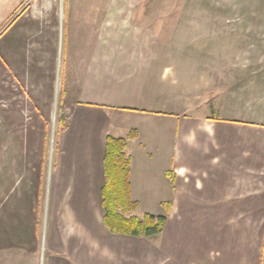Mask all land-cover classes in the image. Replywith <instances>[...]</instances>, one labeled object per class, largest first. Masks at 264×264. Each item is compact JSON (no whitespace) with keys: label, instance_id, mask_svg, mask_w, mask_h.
Returning a JSON list of instances; mask_svg holds the SVG:
<instances>
[{"label":"crops","instance_id":"obj_1","mask_svg":"<svg viewBox=\"0 0 264 264\" xmlns=\"http://www.w3.org/2000/svg\"><path fill=\"white\" fill-rule=\"evenodd\" d=\"M98 5L78 18L87 3L0 0V264H112L106 244L166 249L170 264H264V0H220L232 16L168 29L133 15L144 3ZM60 83L70 117L50 174ZM109 134L127 138L136 210L170 202L158 248L104 223Z\"/></svg>","mask_w":264,"mask_h":264},{"label":"rangeland","instance_id":"obj_2","mask_svg":"<svg viewBox=\"0 0 264 264\" xmlns=\"http://www.w3.org/2000/svg\"><path fill=\"white\" fill-rule=\"evenodd\" d=\"M65 1H75L79 2V4H84L87 3V10L84 8L78 10L79 16L78 18H83V17H92V14H95L94 8L99 6L98 2H105V1H110V0H65ZM130 1V0H129ZM135 2H141L144 3L143 8L140 6V8H135L133 9V15L138 16V17H160L162 20L165 21H170V24H166V29L172 28L173 26L171 25L172 22L175 20H178L179 18H203V17H220V16H232L233 14H230L232 10H220V0H131ZM177 4V7L175 8H170L171 5ZM97 4V5H96ZM84 6V5H83ZM82 6V7H83ZM95 6V7H94ZM98 9V8H97ZM96 11V10H95ZM99 11V10H98ZM108 9L104 10V15L107 13ZM114 12L117 10H113ZM97 12V11H96ZM100 12V11H99ZM135 12V14H134ZM244 14H239L237 13L236 16H243ZM245 16V15H244ZM166 33V32H165ZM164 33V34H165ZM166 35H163V37ZM69 42V41H68ZM68 42H65V49L64 52L62 53V49L59 52V58H60V63L62 61L63 67H62V72L63 69L65 68V65H68V56L65 53L67 52V45ZM82 42V41H81ZM80 42V43H81ZM221 46L224 47V49H230L232 47L233 42L229 41L228 39H224L220 41ZM74 44H79V41L76 39L74 41ZM223 59L227 61L226 56L223 57ZM63 76V75H62ZM62 82V79H61ZM66 82V80H65ZM64 97V92L63 88H61V83L59 87H56L55 94H54V104H53V116L52 118L47 122L48 123V158H47V168L48 172L51 174L53 173V165H55V160H56V155L58 152V135L62 129V126H65L64 123H62L61 118H67L70 117V110L66 107L67 106H62V98ZM60 107H64V110L62 112L59 111ZM213 109H215V106H213ZM161 161V158L160 160ZM149 197V196H148ZM157 201L154 200H146L142 201V206L148 209L155 208L157 206ZM163 205V204H162ZM164 208L162 213H164ZM143 212V211H142ZM142 212L139 209H135L133 211V214H136L138 216H143ZM160 214H155V215H160ZM168 219V218H167ZM143 237V236H141ZM161 240L164 243H167L168 240V235L165 233L163 237L161 235H157L154 237H132L129 238L130 242H137V241H144L148 242L149 244L155 243L157 245V248L161 246ZM129 242V243H130ZM161 244H160V243ZM108 246L105 248V246ZM103 245L101 248L103 252L108 254V258L111 260L113 259L112 264H170L169 260V255L166 249L157 250L156 255L153 254L152 251H147L149 247L145 250L144 255H140L135 252L133 247L128 246L131 244H125L121 245L119 249H109V244ZM125 246V247H124ZM127 247V248H126ZM105 248V249H104ZM126 248V251L124 250ZM101 251V250H100ZM101 251V252H102ZM159 251V252H158ZM110 262V260H108ZM108 264V262L106 263Z\"/></svg>","mask_w":264,"mask_h":264},{"label":"trees","instance_id":"obj_3","mask_svg":"<svg viewBox=\"0 0 264 264\" xmlns=\"http://www.w3.org/2000/svg\"><path fill=\"white\" fill-rule=\"evenodd\" d=\"M66 123L65 118L63 119ZM132 130L129 136H135ZM127 138L109 134L106 137L104 157L105 180L102 187L103 220L113 233L154 237L166 224L170 202H164V213L155 215L145 212L143 216L133 214L138 202L131 197L130 158L126 153ZM173 182V179H172Z\"/></svg>","mask_w":264,"mask_h":264}]
</instances>
